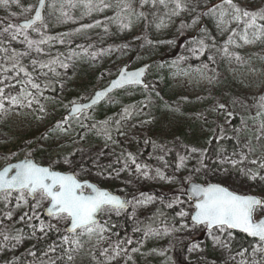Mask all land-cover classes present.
<instances>
[{
    "label": "rangeland",
    "instance_id": "374dc122",
    "mask_svg": "<svg viewBox=\"0 0 264 264\" xmlns=\"http://www.w3.org/2000/svg\"><path fill=\"white\" fill-rule=\"evenodd\" d=\"M210 2L222 3V0H183L185 7L179 10L178 15H173L174 0H165L166 6L156 0L161 14L156 22L147 25L145 14L139 16V13L146 6H154L151 0L143 5L141 0H105L112 7L91 15H84L86 10L79 0H73L76 7H70L68 0H46L44 22L35 25L39 31L28 29L25 33L36 41L48 36L55 38L39 45L43 49L40 52L36 45L29 49L23 35H18L15 40L11 38L18 22L30 18L37 0L0 3V87L4 88L5 97L4 106L0 108V169L6 164L31 158L51 169L73 172L81 180H90L123 197L128 196L132 201L128 216L136 222L150 220L153 212L161 208H172L173 212L170 221L156 224V227L149 225L139 239V245L128 252L111 236L105 225L115 212L98 214V225L104 229L102 233L97 230L91 235L67 234L70 239H78L79 245L64 242L66 235L62 234L50 248L44 247L43 250L42 245L39 249H34V246L49 238L48 234L65 228V224L56 223L53 217L44 218L42 210L47 202L35 207L39 197L29 202L25 193L27 203L19 201L20 207H17L19 192H12L7 200L2 198V194V264L17 262L25 251L28 252L26 258H36L34 264H175L171 245L181 239L190 240L184 252L188 259L203 258L223 264H241V261L264 264V253H253L259 244L242 257L239 253L230 252L231 237L225 233L212 230L227 247L214 244L203 226L194 227L190 220L193 208L184 193L187 182L198 181L218 183L240 194L264 197V181L251 180L241 171L251 169L255 172L259 164L251 161L264 159V129L260 128L264 122V99H261L264 97V38L244 44L237 36L234 38L236 44L229 45L226 54L225 41L237 25L233 22L228 31L221 32L217 28V12L212 31L198 37L183 59L163 57V53L172 50L174 39L181 35L183 28L200 30L199 9ZM233 2L241 8L264 7V0ZM125 3L130 5V10L122 12ZM62 11L67 13V17L61 16ZM114 17L116 19H112ZM197 18V23H193ZM121 20H130L131 26L121 29ZM96 21H100L99 26L81 28ZM9 25L13 27L4 32ZM201 39L207 45L203 53L197 43ZM60 40L64 42L60 43ZM193 42L191 38L186 40V44ZM13 50L21 54L16 59L31 74L33 82L40 85L39 91L24 84L28 77L23 72L17 75L18 69H12V61L7 57ZM25 52L28 55H22ZM33 60L37 62L35 65ZM62 63L68 67H62ZM146 63L150 64L144 84L147 88L130 87L110 94L102 102L104 105L99 115L96 110H89L75 117L68 116L72 104L90 99L117 74L121 66L131 69ZM41 64L48 67L42 68ZM5 68L7 72L3 71ZM17 80L21 83H16ZM21 91L33 95L20 96L21 102L12 104L8 97L18 96ZM29 100L32 101L31 106ZM229 112L231 116H228ZM234 115L239 118L236 127L230 123ZM104 121L108 122L107 125L103 124ZM104 127H107L111 140L105 136ZM117 127L121 131L117 132ZM94 132L97 137L90 144L88 134ZM215 133L232 136L236 141L235 150H224L215 159H206L205 146ZM258 136L261 139L258 140ZM192 148L200 151L191 152ZM249 148L253 150L249 151ZM128 153L136 157L138 164L148 166L142 171L147 170L149 177L136 171L135 165L127 158ZM241 154L247 159L235 167L220 163L225 158L240 160ZM161 156L163 160L159 159ZM181 156L187 159L183 166L178 167ZM125 162L129 167L121 171ZM100 166L105 168L99 170ZM156 169L171 179H160L156 176ZM196 169L200 170L197 172ZM261 175H264V170H261ZM141 193L153 197V201L136 204L133 198L143 199ZM176 199L180 202L168 207ZM181 211L188 215L181 217ZM9 212L12 213L11 218L7 216ZM25 213L27 216L21 221L20 217ZM262 214L258 212L256 219ZM33 216L38 218L28 219ZM41 222L54 227H45L42 232ZM136 222L133 223L135 228ZM149 229L154 230L153 233L145 236ZM17 235L21 237L20 241L13 239ZM101 235L104 239H100ZM6 236L9 239L6 240ZM193 244L199 247L189 251ZM53 248L55 251L51 250ZM117 251L119 255H116ZM69 255L72 260H68Z\"/></svg>",
    "mask_w": 264,
    "mask_h": 264
},
{
    "label": "snow or ice",
    "instance_id": "6c2138e0",
    "mask_svg": "<svg viewBox=\"0 0 264 264\" xmlns=\"http://www.w3.org/2000/svg\"><path fill=\"white\" fill-rule=\"evenodd\" d=\"M0 3L7 4L8 0H0ZM79 3L86 10L84 15H91L93 12H102L107 8L112 7V5L105 3V0H79ZM149 0H141V4H147ZM151 3L155 5L156 0H151ZM159 3L165 5V0H159ZM175 10L173 11V15H178L179 10H182L185 7L183 0H174ZM68 5L70 7H76L77 4L73 3V0H68ZM227 5V8L224 6ZM46 6V0H38V5L35 7V15L31 19L25 20L24 23L16 26V31L11 34V38L13 40L17 39L18 35L24 36V42L27 44L28 48L31 49L34 45H36V50L38 52L43 51L42 48L39 47L41 44L47 43L49 40L55 39L54 37L48 36L43 39L36 41L29 39L25 34L28 29H32L33 31H39L38 28L35 27L37 22L43 24L44 17L42 15V10ZM54 6V5H53ZM130 10L129 4H124L121 11ZM209 12L212 14H216L218 12L217 17V28L221 32L228 31V26L235 22L237 28L231 29V34L228 36V39L225 41L224 52L228 53V46L236 44L235 37H239L240 40L243 41L244 44L254 43L255 40H259L264 38V8L257 9L255 11H249L247 9H242L237 4L233 2V0H222V3L214 6L212 9H209ZM144 13H139V16H143ZM61 16L67 17L66 12H61ZM112 19H116L115 17ZM197 19L193 20V23H197ZM63 22V21H61ZM100 21H96L95 24H86L82 25V29L92 28L94 26H99ZM46 27V25H44ZM131 26V21L128 20L124 22L121 20V29L129 28ZM159 26V25H158ZM13 26L9 25L8 28L4 29V32H8ZM77 32L81 31V29H76ZM250 33L251 37L250 38ZM63 40H60V43H63ZM200 45V52L203 53L204 49L207 47L204 40L201 39L197 41ZM214 46V45H213ZM239 46V45H237ZM126 47V46H125ZM7 52V49H4ZM195 51V49H193ZM21 55L13 50L11 56L7 57L8 60L12 61V69L17 70V75L20 72H23L28 79L24 81L25 85H30L31 88L39 91L40 85L33 82L31 78V74L24 67L19 65V61L16 59L17 56ZM22 55H28L27 52ZM93 56L96 53H92ZM240 59L239 56L236 57ZM183 59V57H181ZM211 59V57H210ZM35 65L37 62L35 60L32 61ZM52 63H55L53 61ZM175 63V62H174ZM43 67H48V65L41 64ZM62 67L67 68V64H61ZM205 67H207L205 65ZM3 71L7 72L8 69L5 68ZM145 74V68H140L136 71H126L122 70L118 79L114 80L111 84V88L122 87L125 85H139L142 84V77ZM2 83V81H0ZM16 83H21V81L17 80ZM14 87V85H5L4 87ZM147 88V85H143ZM111 89L97 92L95 94V98L91 100V104H74L71 112L79 113L83 110L88 109L91 105L96 104L102 97L106 95V91H110ZM31 92H24L18 96L8 97L12 104L20 103V96L28 97L32 96ZM42 95V93H41ZM4 88L0 87V108H3V99H4ZM261 99H264L262 97ZM39 103V101H36ZM32 101L29 100L28 104L31 106ZM220 108H224V105H220ZM264 107V105H262ZM41 110L42 107H41ZM128 110L125 109V113L127 114ZM232 113H228V116H231ZM260 115V113H258ZM107 121H104L103 124L107 125ZM119 124V121H117ZM59 127V125H58ZM261 129H264V122L260 125ZM222 131V129H221ZM103 132L108 140H111L112 137L107 129V127L103 128ZM264 135V133H262ZM257 139H261L260 136ZM154 147H159L154 145ZM253 149L249 148V151ZM191 152L200 151L196 148H192ZM203 154V153H202ZM235 155V153L233 154ZM127 158L131 160V163L135 165V169L137 172H140L144 177H149V172L147 170V165H141L136 162V157L132 153L127 154ZM159 159L163 160L164 157L161 156ZM187 159L185 156L180 157V165L183 166L184 161ZM247 157L241 154L240 160H233L231 158H225L220 161L221 164L229 163L232 166H237L243 163ZM252 164H259L258 169L253 172L251 169H241L243 175L251 180H260L264 181V175H261V170H264V159L261 160H252ZM129 167L128 163L125 162L124 168L127 169ZM14 170V174L10 175V172ZM200 169H196L195 171H199ZM156 176L160 179H171L165 177L164 173L160 169H156ZM90 189L89 194H85L84 189ZM15 190L20 193L17 196V207H20L19 201L25 200V193L33 199L37 200V204L35 207H39L42 202H48L49 207H47V214L57 221V223L63 222L65 224V230L70 234H83L87 233L91 235L94 231L103 232L104 229L98 225L97 216L102 212H115L119 214L121 210L125 209L129 204H132L131 200L122 199L120 196L115 195L107 190L98 188L96 185L88 183L84 181L83 183L77 180L75 175L65 174L58 171H53L48 167H43L37 165L29 159H25L24 161L9 165L5 167L2 171H0V193H3V199L7 200L9 196H11L12 191ZM192 194L198 197V200L195 204V212L191 215V220L193 221V226L196 225H206L210 230L209 234L212 236L213 242L216 245H220L223 247H227V245L220 239L219 236H216L212 233V230L215 229L221 233H225L227 236H232V230H240L246 233L248 236L256 238L258 240L259 247L253 249V253L261 252L264 253V216L260 219H256V215L258 212L264 213V197L251 195V194H239L235 191L229 190V188L224 187L217 183H209L206 187L193 184L191 188ZM143 199H135V203L138 205H143L147 203H151L153 201V197L145 196L141 193ZM178 199L174 200L172 203L168 205V207H172L174 203H179ZM181 217L187 216L188 213L181 211L179 213ZM8 218H11L12 213H7ZM27 213L20 217V220L23 221ZM38 217H28V219H33ZM40 231H44L45 227L52 229L54 225L48 224L45 225L43 222L40 223ZM154 230L149 229L145 232V236H148L153 233ZM5 239H9L7 236ZM13 239L20 241L21 237L17 235L13 237ZM100 239H104L101 235ZM64 242L72 243L79 245L78 239H70L68 235L63 237ZM131 240H128L127 243H131ZM119 247V246H117ZM199 246L193 244L189 251L197 250ZM55 251V249H51ZM108 250L105 249V252ZM136 251V249H133ZM244 250L239 253L240 256H244ZM120 252L117 251L116 255H119ZM114 259L115 257H111ZM68 260H72V256H68ZM241 264H246L245 261H241Z\"/></svg>",
    "mask_w": 264,
    "mask_h": 264
},
{
    "label": "trees",
    "instance_id": "16d2710c",
    "mask_svg": "<svg viewBox=\"0 0 264 264\" xmlns=\"http://www.w3.org/2000/svg\"><path fill=\"white\" fill-rule=\"evenodd\" d=\"M214 2V1H213ZM209 3L205 8H200L199 9V17L201 19V26L199 31H195L194 27H189V28H183L181 30V35H177L176 38L174 39V46L172 50H169L167 54L163 53V57L165 59L169 58H174L176 60L180 59L181 57H184L186 52L191 49V47L195 44V41L198 37L200 36H205L207 35L210 31H212L213 23H214V18L215 14H212L209 12V9H212L214 6L219 5L221 2L218 3ZM264 8V7H262ZM242 9H247L249 11H255L257 9H260L258 7L251 9L249 7H242ZM145 14V20L147 21V25L152 24L153 22H156L157 19H159V15L161 14V7L159 3H156L154 6H146V9L143 11ZM217 15V14H216ZM186 23V21H185ZM194 30V33L192 31ZM188 38H191L193 43L186 44V40ZM140 46V45H139ZM137 46V48H139ZM122 91V90H121ZM120 91H117L118 93ZM104 104L101 103L99 105H96L95 108L91 110H96V113L99 115L102 112V106ZM239 121V118L237 116H232V119L230 123H233V127L237 126V123ZM91 126V125H90ZM116 131L119 132L121 131L116 128ZM219 131V129H218ZM219 134V132H218ZM216 133L209 138L207 145L205 146L204 150V157L206 159H215V157L221 152V151H233L235 150L236 147V141L233 139L232 136L228 135H223V136H218ZM88 142L91 144L92 141H95L96 133H90L88 134ZM94 137V138H93ZM130 137V136H129ZM172 157L174 156V152H171ZM171 166L174 167V163L171 161ZM215 162H213V165ZM105 166H100L98 167L99 170H103ZM184 184H182L181 190L183 189ZM184 196V195H183ZM185 197V196H184ZM29 202L32 200L30 198H27ZM130 205L127 207L125 211H122L120 214H115L112 215L108 220L105 221V225L109 228L111 232V236L115 238L119 243H121L123 248H125V251L128 252L129 249L136 247L139 245V239L142 237L144 234V231L149 227V225H155L156 224H161L162 222H167L170 221L173 212L172 208L170 209H164L161 208L159 210H156L153 212L152 217L150 218V223L146 220L142 221H132V218L128 216V210H130ZM174 209V208H173ZM134 222L137 223V227H134ZM57 223V222H56ZM56 225V224H55ZM139 227V228H138ZM1 231H2V226L0 225V237H1ZM64 234L67 235V232L64 227H61L57 233H52L48 234L47 239L42 240L41 242L37 243L34 246V249H39L40 245H42V249H48L50 248L51 244H54L56 240L60 239V236ZM128 240H131V243H127ZM189 239H181L175 241L171 245V254H172V259L175 262V264H223L219 261H210L208 259H203V258H187L186 254H184L186 250L187 243H189ZM255 244H258L257 240L249 239L243 234L237 233V232H232L231 240L229 243V249L230 252L232 253H240L244 250H247L245 252L250 251ZM244 252V253H245ZM27 251L24 253L20 254V256L17 258V262H14L12 264H34L36 260L35 257H30L26 258L25 256L27 255ZM2 252L0 251V259L3 258L1 256ZM0 264L1 261H0ZM225 264V263H224Z\"/></svg>",
    "mask_w": 264,
    "mask_h": 264
},
{
    "label": "water",
    "instance_id": "95a60500",
    "mask_svg": "<svg viewBox=\"0 0 264 264\" xmlns=\"http://www.w3.org/2000/svg\"><path fill=\"white\" fill-rule=\"evenodd\" d=\"M37 5H38V2H37V4H36V6H37ZM34 15H35V9H34V12H33L32 16H31L29 19L33 18ZM42 15H43V10H42ZM24 22H25V20L21 21V22L19 23V25L22 24V23H24ZM37 23H38V22H37ZM149 66H150V64H149V63H146V64H143V65H141V66H139V67H136V68H133V69H128L127 66L123 65V66L120 68V70L118 71L117 75H116L115 77H113L112 79H110V81L108 82V84H107L106 86H104L103 88L98 89V90L93 94V96H92L90 99H88L87 101L82 102V103H74V104H77V105H79V104H91V100H92L93 98H95V94H96L97 92H101V91H105V90L111 89L110 91H106V95H105L104 97H102V98H101L96 104L91 105V107H89L88 109L92 108L93 106H95V105L99 104L101 101H103V100H104V99H105L110 93H112L113 91L118 90V89H121V88H124V87H126V86H132V85H125V86H122V87L111 88V84H112V82H113L114 80H116V79L119 78L120 73H121L122 70H126V71L131 72V71H136V70H138V69H140V68H145V74H146V71H147V69H148ZM145 74H144V76L142 77V81H143V83H142V84H139L140 86L144 84V77H145ZM74 104H72V105L70 106V109H69V111H68V116H70V117L75 116V115H77V114L80 113V112H79V113H72V112H71V110H72ZM88 109H86V110H88ZM83 111H85V110H83ZM81 112H82V111H81ZM25 159H29V160H31L32 162L36 163L37 165H40V166H43V167H48V168H50V167L47 166V165H42V164H39V163L35 162V161H34L33 159H31V158H25ZM25 159L18 160V161H15V162H12V163L6 164L4 167H2V168L0 169V171H2L5 167H8L9 165H14V164L20 163V162L24 161ZM50 169H51V168H50ZM51 170H53V171H58V172H61V173H65V174H72V175H75V174L72 173V172H64V171L54 170V169H51ZM13 174H14V170H13L12 172H10V175H13ZM76 178H77V177H76ZM77 180L81 181L82 183H83L84 181H87L88 183H91V184L96 185L95 183L91 182L90 180H80V179H78V178H77ZM209 183H213V182H208V183L203 184V183H199V182L191 181V182L187 183V185H186V187H185V193H186L187 197H188L189 199L192 200V204H193V206H194V210H193V212L191 213V215H193L194 212H195V204H196V202H197V200H198V197H196V196H194V195L192 194V191H191L192 185H193V184H199V185H202V186L206 187ZM217 184H218V183H217ZM220 185H221V184H220ZM96 186H97V185H96ZM222 186H223V185H222ZM97 187L109 191V190L106 189V188H102V187H99V186H97ZM224 187H226V186H224ZM86 189H87L88 191H87V192L84 191L85 194H89V193H90V189H88V188H86ZM229 190H230V189H229ZM231 191H232V190H231ZM12 192H16V191L13 190ZM109 192H111V191H109ZM111 193H112V192H111ZM0 194H1V193H0ZM113 194L120 196L122 199H127V200H128L127 197H122L121 195L116 194V193H113ZM239 194H240V193H239ZM251 195H253V194H251ZM256 196H257V195H256ZM31 198H32V197H31ZM47 207H49V204H48V203H47V205H46V206L44 207V209H43V214H44L45 217H51V216H49V215L47 214V211H46ZM262 216H264V214H262L258 219H260ZM190 219H191V216H190ZM97 221H98V218H97ZM191 221H192V220H191ZM192 222H193V221H192ZM198 226H199V225H198ZM205 227H206L207 230H209V229L207 228L206 225H205ZM209 231H210V230H209ZM233 231H235V232H239V233H241V234H244V235H245L246 237H248V238L256 239V238H253V237L248 236L246 233H244V232H242V231H240V230H238V229L233 230Z\"/></svg>",
    "mask_w": 264,
    "mask_h": 264
}]
</instances>
